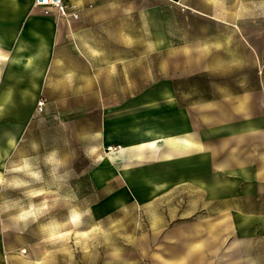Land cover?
Instances as JSON below:
<instances>
[{"label":"crops","instance_id":"obj_1","mask_svg":"<svg viewBox=\"0 0 264 264\" xmlns=\"http://www.w3.org/2000/svg\"><path fill=\"white\" fill-rule=\"evenodd\" d=\"M33 1L0 0V211L10 178H39L58 147L87 159L91 147L79 195L90 182L94 210L118 197L162 211L175 197L178 213L192 210L170 222L162 213L161 228L196 230L179 250L146 251L145 264L200 259L206 226L235 234L239 264L262 258L264 58L251 36L264 34V0H63L77 21L43 16ZM50 242L11 249L0 219V264L25 263L24 248L32 264H88L86 252L59 249L66 240Z\"/></svg>","mask_w":264,"mask_h":264},{"label":"rangeland","instance_id":"obj_2","mask_svg":"<svg viewBox=\"0 0 264 264\" xmlns=\"http://www.w3.org/2000/svg\"><path fill=\"white\" fill-rule=\"evenodd\" d=\"M251 37L253 41L257 38L262 44L260 54L264 58V34ZM228 69H231L229 73L232 74L241 73L236 67ZM243 73L251 74L252 68H244ZM192 85L186 83L189 88ZM204 85L207 87L208 83ZM218 85L235 86L222 82ZM43 138L47 139L48 134L42 135ZM57 149V160L51 156L49 162L46 157L39 178L30 176L9 179L8 210L0 211V219L9 221L11 249L24 242L30 245L40 244L44 246L43 250L47 251L55 244L50 242L51 240H66L67 243L58 244L59 249L86 252L88 264H96L97 259L100 263L102 255L104 264H145L146 251L164 248L168 254L183 246L182 243L177 244V240L184 238L186 242L187 239H192L196 228L187 223L160 227L163 214L165 222H170L168 221L170 218L177 219L175 197L171 200L165 199L163 211L160 202L152 206L138 204L122 197H118L119 200L113 204L107 203L105 207L94 210L92 207L100 196L92 193L90 182L87 187L88 196L81 198L79 195L81 187L82 190L85 189L86 172L95 165L94 157L91 155L92 148H89L88 159L84 155L85 148L82 147L74 146L68 149L69 151L61 147ZM108 150L114 151L116 148L111 147ZM33 189H40L41 195L34 196ZM191 214L192 210L184 208L180 210L178 216L188 217ZM197 229L200 233L201 258H188L185 261H189V264H239L241 246L235 234H232L230 241L228 234L226 238L223 236L224 228L206 226ZM168 240L171 243H168ZM230 242L231 253L228 252ZM225 244L228 248L226 256ZM24 249L25 251L19 250V253L28 261L26 257L28 250ZM212 255L216 258H209ZM48 260L44 259L43 264H49ZM27 261L21 264H32ZM153 261L155 263V259ZM253 261L254 264H264V256ZM9 262L17 264L12 262L11 258Z\"/></svg>","mask_w":264,"mask_h":264},{"label":"built area","instance_id":"obj_3","mask_svg":"<svg viewBox=\"0 0 264 264\" xmlns=\"http://www.w3.org/2000/svg\"><path fill=\"white\" fill-rule=\"evenodd\" d=\"M33 9L39 10L43 16H57L59 18L77 21L78 13L67 7L63 0H34ZM43 103H37V110L41 112Z\"/></svg>","mask_w":264,"mask_h":264}]
</instances>
